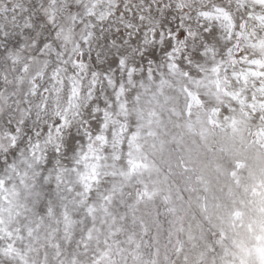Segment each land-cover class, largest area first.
Listing matches in <instances>:
<instances>
[{
    "label": "clouds",
    "instance_id": "9594fccd",
    "mask_svg": "<svg viewBox=\"0 0 264 264\" xmlns=\"http://www.w3.org/2000/svg\"><path fill=\"white\" fill-rule=\"evenodd\" d=\"M0 264H264V0H0Z\"/></svg>",
    "mask_w": 264,
    "mask_h": 264
}]
</instances>
